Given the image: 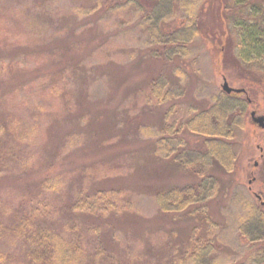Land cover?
<instances>
[{
	"label": "trees",
	"instance_id": "16d2710c",
	"mask_svg": "<svg viewBox=\"0 0 264 264\" xmlns=\"http://www.w3.org/2000/svg\"><path fill=\"white\" fill-rule=\"evenodd\" d=\"M68 1L70 0H0V9L8 20V26L10 20L29 18L32 24L40 28L37 21L38 15L33 13L45 10L46 14L53 16L52 21H45V23L51 26V32L56 31L54 34L34 40V34L32 37L26 33L27 40L13 36L14 39L9 42L14 45V56L23 57L21 55H24L27 56L26 59L31 57V60L36 55L43 57L44 62L42 63L49 62L41 67L43 72L48 71V74L52 73L60 77L61 84L62 74L65 72L64 65H66V71L71 70L70 80L74 79L77 85L74 87L76 91L73 94L64 92L55 86L53 88L55 96H64L67 93L61 110L57 112L60 115L56 116L55 113L48 112L45 113V117L36 120L44 118L53 121L54 125L63 124L66 129V135L63 136L64 154L68 151V156L73 157L75 155L74 146L83 142L82 135L90 139L99 140L101 138V141L110 142L118 135L121 121L117 120L118 123H116L115 115L108 117L110 118V134H102L104 132L102 124L106 122V113L100 109L106 106L107 101L110 105V102L116 99L119 106L116 108L110 106V110L114 108L119 112L121 109L122 114L128 118L127 126L134 125L137 129L139 126L140 130L154 139L152 147L154 146L158 156L171 159L176 169L194 177L193 181L182 185L172 184L155 190L153 198L159 213L164 215L191 213L204 218L208 225L213 224L207 207L219 192L223 181L218 171L226 174L235 172L242 148L241 135L246 127L249 108H259V102L250 94L247 97L241 96V94H247L245 88H242L244 89L242 92L231 93L219 89L214 92L213 102L208 107L201 110L194 109L195 112L180 123L176 117V102L183 99L188 91L184 86H172L170 77L172 73L186 77V72L177 63L194 56L193 47L197 44L196 41L203 27L204 16L201 14L205 13L208 6L216 1L218 2L217 11L222 19V25L224 24L221 33L225 39L223 38L222 42L227 48L222 70L237 67L248 73L256 71L264 75V0H83V4L77 7H68L66 5ZM53 2H55L54 10L47 5ZM61 3L64 4L61 5ZM127 9L129 12H126ZM98 11L107 12L105 16L108 14L121 16L124 12L131 14L129 17L132 18L134 25L140 24L142 28H145L147 33L145 48L148 47L149 55L161 63L160 67L152 68L149 81L144 87L135 83L132 89L138 92L134 98L139 100L140 112L144 109L148 110L150 106L161 111L167 105L162 115L161 131L154 132L140 125L138 105L135 102L132 106L121 104L119 96L122 90L129 85L123 77L124 71L117 72V69L108 71L107 67L110 65H87L91 61L92 46L89 40L92 39L93 29L89 31L91 23L88 20ZM74 15L79 17L77 21L73 20ZM180 17H183V20L179 27L171 31H163V25ZM23 24L28 28L29 21L28 25L26 21ZM120 24L124 32H127L132 25L128 21ZM229 28L234 29L232 35L229 33ZM10 31H12L11 27ZM37 32L35 33L43 34V31ZM103 33V36L107 34L105 30ZM107 36L108 34L103 39H98L99 45L96 46V53L102 54L104 49L109 52L112 48L117 49L118 46L105 42L106 38L107 40L109 38ZM76 53L79 54L73 57ZM1 54L3 55L0 56L1 61L10 59V56ZM104 54L105 52L102 55ZM197 59L194 58L193 61L197 62ZM3 67L5 66L2 65L0 68V79L2 74L11 70L9 67L4 72ZM27 72L25 71V74ZM119 76L123 80H119ZM1 82L0 80V84ZM99 84H107L117 92H113V97L109 100L102 99L94 92H87L91 88L96 90ZM126 90L129 91V89ZM0 94H2L1 90ZM6 99L7 97L4 101ZM16 107L18 105L14 106L11 103L0 108V175L14 170L16 165L26 169L30 164L25 158L13 160V143L26 141L35 132L34 125L31 131L21 125L19 118H15ZM50 121L46 125L50 124ZM78 130L81 131L78 132ZM184 130L201 138L202 144L199 147L189 144L183 138ZM15 134V141L10 143ZM122 140L127 147L132 146L127 143L130 140ZM137 143L138 139L134 145ZM83 145L84 143L80 146ZM100 147L98 142H94L93 146L89 145L81 155L85 154L88 157L94 149L99 150L98 153H100ZM107 147H105L106 150H109L112 146ZM77 168L81 173H86V168ZM85 180L76 170H73L72 174H65L49 169V172L42 178L39 184L42 192L62 194V191L68 188L72 191L71 194L65 193L64 205L66 203L65 210L68 214L97 216L98 222L97 225L89 224L85 229L77 219H67L64 225L65 234L45 226L36 225L34 227L33 224L36 223L39 215L46 217L52 213V208L48 203L40 202L12 228L21 240L32 244L33 250L30 258L33 264H105L103 260L105 256L108 259L107 262L113 264L110 255H106L101 227L107 222L106 218L109 215L118 216L133 208L135 210V202L131 198L126 200L124 198L126 192L121 188H98L91 191L84 186ZM257 200L258 202L255 203L251 200L246 202V211L240 216L238 223L239 234L251 246L248 248L246 264H264V194H257ZM148 228L153 235L152 226ZM91 236L99 243L95 244L93 251H88L87 244L89 245L90 239L88 237ZM167 248L170 249L171 246L167 245ZM179 251L182 253L180 256ZM131 261L124 264H134ZM166 261L167 258L164 264H168ZM168 261L171 264H229L225 261V257L220 255L214 237L209 233L204 237L198 236L196 228L189 236L188 246H185L183 251L173 247ZM0 264L13 263L9 256L0 254ZM138 264L143 263L139 260ZM236 264L245 263L236 262Z\"/></svg>",
	"mask_w": 264,
	"mask_h": 264
},
{
	"label": "rangeland",
	"instance_id": "374dc122",
	"mask_svg": "<svg viewBox=\"0 0 264 264\" xmlns=\"http://www.w3.org/2000/svg\"><path fill=\"white\" fill-rule=\"evenodd\" d=\"M82 4L83 0H70L66 3L68 7H77ZM217 4V1L212 3L206 12L201 14L204 16V19L202 17L203 27L201 35L196 41L197 44L193 47V57L198 58V61L194 62L193 57L182 60L177 64L186 72V77L183 78V76L173 73L170 77L172 86H184L188 91L183 99L176 102V117L180 123L192 115L196 109L206 108L213 102V94L222 89L224 78L230 86L246 89L247 94H241V96L247 97L250 94L259 102V108H249L246 127L241 135L242 148L235 172L226 174L218 171L223 181L219 192L207 207L213 223L209 225L215 226H209L204 218L191 213H182L181 215L159 213L153 198L155 190L172 184L182 185L193 181L194 177L176 169L171 159L158 156L154 146L152 147L154 139L140 130L139 126L138 129L134 125L127 126L128 118L122 114L121 109L119 112L114 108L110 110V106L115 108L119 106L116 99L112 100L110 105L107 101L105 107H100L106 113V122L102 124L104 131L102 134H110V118H108L110 115H115L116 123H118L117 120L121 121L120 132L113 138V141H101V138L95 140L82 135V144L84 143V145L82 147L80 146L82 144L72 145L75 148V155L68 156V151L64 154L63 136L66 135V129L63 124L54 125L50 119H36L45 117V113L48 112H53L56 116L60 115L57 112L61 110L67 93L72 92L73 94L76 91L74 87H77L75 80H70L71 70L66 71V65H64L65 72L62 74L61 84L60 77L54 76L52 73L48 74V71L43 72L41 67L46 63H42L44 62L42 61L43 57L36 55L31 60V57L26 59L27 56L24 55H21L23 57L14 56V45L9 42L14 37L27 40L26 33L32 37L34 34V40L54 34L56 31L51 32V26L45 23V21L50 22L54 18L46 14L45 10V12L33 13L38 15L37 21L41 26L40 29L31 23V19L18 20L19 18L14 15L17 20H10L8 26V20L0 9V40L3 39L0 42V56H3L1 53L7 57L10 56L8 61L0 60V68L2 65L5 66L3 67L4 72L9 67L11 68L6 74H2L0 79L2 81L0 84L2 94L0 95H4L0 97V108L11 103L14 106L18 105L15 118H19L21 125L31 131L33 125L35 127V132L28 137V140L14 142L15 134L12 135L10 141V143L14 142L13 160L25 158L30 162L28 168L24 169L16 165L14 170L0 175V254L9 256L13 264H33L30 258L33 250L32 244L21 240L12 228L40 202L48 203L52 208V213L46 217L39 215L36 223L33 224L34 227L36 225L45 226L65 234L64 225L67 219H77L85 229L89 224L97 225V216L93 217L87 214L71 216L68 214L64 201L65 193H72L69 188L64 189L62 194L42 192L39 189L42 178L49 172V169H52L57 173L65 174H72L73 170H76L86 179L84 186L91 191L98 188H121L126 192L124 195L126 200L134 199L135 210L133 208L118 216H106L107 222L101 227L102 239L106 245V255H110L113 264H124L129 260H132L131 262L134 264H138L139 260L143 264H164V260L167 258L168 261L172 255L173 247L183 251L185 246H188L189 236L194 228H196L198 236L204 237L209 233L214 237L220 255L225 257V261L229 264L247 263L248 248L251 246L239 234L238 223L240 216L246 211V202L249 200L254 203L258 202L257 194H264V127L259 126L251 117L252 111H256L257 116L264 115V75L256 71L248 73L237 67L222 70L227 48L222 42L223 38L225 39L221 33L224 24L222 25V19L217 11ZM47 5H50L54 10L55 2ZM126 12L129 10L127 9ZM106 13L98 11L88 20L91 23L89 31L93 29L92 39L89 40L90 46H92L91 61L87 65H110L107 67L108 71L116 69L117 72L124 71L123 77L129 85L125 90H122L119 96L121 104L132 106L135 102L138 105L140 125L146 126L154 132L161 131L162 115L167 105L161 111L150 106L148 110L144 109L140 112L139 100L134 98L138 92L132 89L135 83L144 87L149 81V73L152 68L160 67L161 62H157L149 55L148 47L145 48L146 30L140 24L134 25L132 18L129 17L131 14L124 12L121 16H111L110 14L105 16ZM78 19L79 17L74 15L73 20L77 21ZM182 20L183 17L171 20L163 25V31H171L173 28L179 27ZM24 21L27 25L29 21L28 28L23 24ZM125 21L132 23L127 32H124V28H120L122 25L120 23ZM10 27L12 31H10ZM103 30L109 37L105 42L118 46L117 49L112 48L110 52L104 49L105 51L102 52V54L105 52L104 55L96 53V46L99 45L98 39H103L107 35L103 36ZM232 30L234 29L229 28L230 35H232ZM36 31H43V34H36ZM78 54H74L73 57ZM36 67L39 68L35 69ZM25 71L28 72L25 74ZM34 74L36 75L33 76ZM112 74L117 75L116 73ZM118 79L123 80L120 76ZM99 85L96 90L91 88L87 92H94L104 100H109L113 97V92H117L107 84ZM55 86L67 93L64 96H55L53 89ZM118 89L120 88L118 87ZM84 95L86 94L84 93ZM5 97L7 99L4 101ZM49 121L50 124L46 125ZM80 131L78 130V132ZM182 134H184L183 138L192 146L199 147L202 144L201 138L191 135L185 130ZM122 139L130 140L127 143L132 146L127 147ZM137 139L138 143L134 145ZM94 142L101 145V152L98 153L99 150L94 149L88 157L85 154L81 155L89 145L93 146ZM106 146L112 147L106 150ZM49 164H51L49 167L44 168ZM77 167L86 168V173H81ZM47 169L48 171H46ZM148 226H152L153 235ZM88 238H90L89 245L87 244L88 251H93L95 244L99 242H96L93 236ZM167 245H170L171 248L168 249ZM181 254L179 251L178 255ZM103 260H105V264H111L107 262L106 256ZM167 261L166 263L171 264Z\"/></svg>",
	"mask_w": 264,
	"mask_h": 264
},
{
	"label": "water",
	"instance_id": "95a60500",
	"mask_svg": "<svg viewBox=\"0 0 264 264\" xmlns=\"http://www.w3.org/2000/svg\"><path fill=\"white\" fill-rule=\"evenodd\" d=\"M222 89L228 93L231 92H242L244 91V89H239V88H235L229 85L228 81L224 78V83L222 85ZM251 117L253 119L254 122H256L257 124H259V126L264 127V115H256V111H252L251 112ZM260 197V196H259ZM261 198V197H260Z\"/></svg>",
	"mask_w": 264,
	"mask_h": 264
}]
</instances>
